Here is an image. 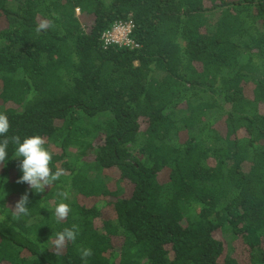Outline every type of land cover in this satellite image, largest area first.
Here are the masks:
<instances>
[{
	"label": "trees",
	"instance_id": "1",
	"mask_svg": "<svg viewBox=\"0 0 264 264\" xmlns=\"http://www.w3.org/2000/svg\"><path fill=\"white\" fill-rule=\"evenodd\" d=\"M128 21L135 46H105ZM0 24L7 137L63 170L36 194L9 143L0 264H264V0H0Z\"/></svg>",
	"mask_w": 264,
	"mask_h": 264
},
{
	"label": "clouds",
	"instance_id": "2",
	"mask_svg": "<svg viewBox=\"0 0 264 264\" xmlns=\"http://www.w3.org/2000/svg\"><path fill=\"white\" fill-rule=\"evenodd\" d=\"M10 130V123L7 115L0 113V164L9 161L8 146L14 145L13 160L19 162V170L22 173L17 183L27 184L32 192L43 193L46 188H51L55 182L60 180L63 170L57 168L53 171L51 165L53 154L46 147V141L40 135L26 136L23 139L20 136L7 137ZM57 197L61 202L57 203L54 209V217L57 223L66 220L71 212V207L63 200L68 199V193L60 191ZM29 193L26 191L15 206V213L27 215L30 211ZM78 230L74 225L72 228H65L61 232L55 233V248L61 250L69 242L77 240ZM93 255L92 249H83L81 259L87 261Z\"/></svg>",
	"mask_w": 264,
	"mask_h": 264
},
{
	"label": "built area",
	"instance_id": "3",
	"mask_svg": "<svg viewBox=\"0 0 264 264\" xmlns=\"http://www.w3.org/2000/svg\"><path fill=\"white\" fill-rule=\"evenodd\" d=\"M133 28L134 23L132 21L118 22L112 30L103 34L102 41L105 46L118 45L121 47H134V41L130 38Z\"/></svg>",
	"mask_w": 264,
	"mask_h": 264
},
{
	"label": "rangeland",
	"instance_id": "4",
	"mask_svg": "<svg viewBox=\"0 0 264 264\" xmlns=\"http://www.w3.org/2000/svg\"><path fill=\"white\" fill-rule=\"evenodd\" d=\"M3 28L4 26L2 25V24H0V28ZM217 116H219V114H217ZM111 187L112 188H115L116 186H115V184L112 182L111 183ZM124 188H125V194H124V196L125 197H129V196H131V194H132V188L130 187V186H128V185H125L124 184ZM19 200L17 199V198H15V197H10V199L8 200V206L11 208V209H15V206H16V204H17V202H18ZM89 202V201H88ZM103 213H104V217L105 218H115V214H114V211H113V209H112V207H106L105 209H104V211H103Z\"/></svg>",
	"mask_w": 264,
	"mask_h": 264
}]
</instances>
